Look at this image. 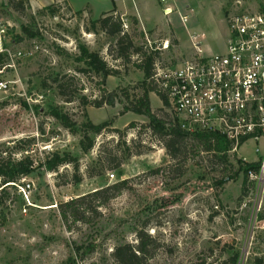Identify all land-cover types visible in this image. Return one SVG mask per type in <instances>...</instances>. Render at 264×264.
<instances>
[{"label": "rangeland", "instance_id": "obj_1", "mask_svg": "<svg viewBox=\"0 0 264 264\" xmlns=\"http://www.w3.org/2000/svg\"><path fill=\"white\" fill-rule=\"evenodd\" d=\"M102 1L106 6L92 0L96 11L115 7L128 18L135 46L142 47L138 53L132 50L130 60L108 50L114 37L93 29L100 11L94 15L89 6L74 10L65 1L33 8L28 0L18 11L0 0V66L9 83L0 93V165L27 156L34 161V171L17 186L6 187L0 177V264H116L114 247L137 243L142 228L156 240L151 264H222L234 253H239L238 264H256L255 259H264V177H249L244 193L239 169V159L259 162L255 141L222 162L189 140L187 160L174 161L163 139L149 128V118L124 110L143 93L137 59L147 52V37L175 43L166 58L182 60L190 53L193 34L208 53H223L235 0H178L180 12L190 15L187 25L179 13L167 19L156 0ZM25 28L36 35L29 36ZM80 44L100 52L119 74L103 78L82 72ZM104 89L116 94L115 105H92L106 95ZM150 99L160 117H170L169 106L155 93ZM54 109L68 114L79 129L89 120L110 125L86 153L80 146L82 131L63 126L52 116ZM54 152L76 157L78 170L66 164L48 171L43 163ZM123 180L127 188L116 197L112 191L94 196ZM83 196L88 209L97 212L89 209L86 221L68 225L61 204ZM90 243L96 250L82 260Z\"/></svg>", "mask_w": 264, "mask_h": 264}, {"label": "built area", "instance_id": "obj_2", "mask_svg": "<svg viewBox=\"0 0 264 264\" xmlns=\"http://www.w3.org/2000/svg\"><path fill=\"white\" fill-rule=\"evenodd\" d=\"M156 1L167 19L179 13L182 23L188 24L190 15L180 12L178 0ZM121 18L128 31V18ZM227 27L229 35L223 53H208L194 34L191 51L182 60L164 57L175 48L170 38L152 42L147 37L145 50L158 55L152 78L169 102L171 123L185 131H215L224 135L231 144L228 153L239 154L243 145L254 140L260 169L256 173L250 171L249 175L261 179L264 177V0L261 4L235 0ZM4 69L0 67V93L9 84L3 79Z\"/></svg>", "mask_w": 264, "mask_h": 264}, {"label": "trees", "instance_id": "obj_3", "mask_svg": "<svg viewBox=\"0 0 264 264\" xmlns=\"http://www.w3.org/2000/svg\"><path fill=\"white\" fill-rule=\"evenodd\" d=\"M9 3L18 11L25 9V3L27 0H8ZM52 5L45 7L51 8ZM93 29H101L105 34L115 38L114 47L112 44L108 50L112 53L115 51L119 58L130 60L135 48V52L142 50V47L135 46L132 35L124 29L121 15L117 14V10L114 7L113 10L104 12L99 18L92 21ZM25 32L34 37L36 34L30 29L25 28ZM79 55L77 60L82 62L85 67L81 69L82 72L89 74L95 73L103 78L108 76H117L119 71L112 67L111 64L104 58V56L98 51H92L85 44H80ZM142 52L141 57H138V66L144 74L142 81L143 93L131 101L130 105H125V111H133L137 114L145 115L149 118V128L152 132L158 135L164 141V146L168 154L172 159L178 160L182 157L183 160H187L189 149V140L194 141L204 151L214 154L222 162H228V151L231 149V144L226 137L215 131H185L177 125L171 123V116L160 117L151 106L150 93H155L160 100L169 105L166 96L160 91L157 83L152 78L154 74V64L157 59V53L146 54ZM4 55L0 54V63L3 62ZM1 65V64H0ZM1 67V66H0ZM60 90L63 93L64 87L60 85ZM104 94L100 98L92 101V105L96 107H102L104 104L111 106L115 105L116 94L114 92H107L104 89ZM127 98H129L127 96ZM52 116L61 121L63 126L68 128L71 132L77 133L82 131L83 137L80 140V146L84 152L92 150L96 144V136L101 134L110 124L108 122H102L99 124L93 123L91 120L85 122L81 129L74 123L68 114L60 113L58 110H52ZM240 171L243 172V192L246 193L247 184L249 182L250 171L258 172L260 169V162L247 163L243 159H239ZM48 171H58V169L66 164H74L78 170V159L73 157L69 153L61 154L54 152L46 157L43 163ZM120 163H117V167ZM179 172L181 168L175 167ZM34 171V161L29 157L22 158L18 161H8L0 165V177L3 178L4 185L17 186L21 178L29 176ZM156 170L155 172H158ZM183 173V172H181ZM77 176V175H75ZM81 178L76 177V182H79ZM222 183V181H221ZM128 181L123 180L108 187L95 191L93 194L97 198H101L106 192L112 191L111 197L114 198L119 195L125 188H127ZM104 202L101 201L100 204ZM86 206V207H85ZM93 212H97V208H90ZM86 198L78 197L61 204V216L64 222L69 225V222L86 221V215L89 212ZM264 218V215L262 216ZM156 246L155 238L150 235L145 229H140L137 232V243L133 244L125 242L118 244L114 247L113 258L116 264H151V259L154 254ZM96 250L94 243L88 244L83 248V253L80 255L81 259H85L87 255L93 253ZM79 252V250H78ZM239 253H234L223 261L222 264H238ZM256 264H264L263 258L255 259Z\"/></svg>", "mask_w": 264, "mask_h": 264}, {"label": "crops", "instance_id": "obj_4", "mask_svg": "<svg viewBox=\"0 0 264 264\" xmlns=\"http://www.w3.org/2000/svg\"><path fill=\"white\" fill-rule=\"evenodd\" d=\"M67 2L74 10H82L84 9L85 7H90V10L92 11V13H94V15H97V13H104V12H108V11H111L108 10L107 8L105 10H99V11H96V8L95 6L92 4V0H28L29 4L33 7V8H42L44 6H48L49 4H52V3H58V2ZM99 2H97L98 6H106L107 3H105V1H102V0H98ZM116 4V6H118L117 3H114ZM135 5V3H134ZM136 7V5H135Z\"/></svg>", "mask_w": 264, "mask_h": 264}]
</instances>
